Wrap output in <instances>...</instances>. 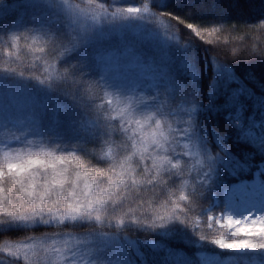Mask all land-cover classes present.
<instances>
[{
    "label": "rangeland",
    "instance_id": "rangeland-1",
    "mask_svg": "<svg viewBox=\"0 0 264 264\" xmlns=\"http://www.w3.org/2000/svg\"><path fill=\"white\" fill-rule=\"evenodd\" d=\"M200 5V1L192 0H144L141 4L132 0H21L0 11V166L6 170L9 159L45 153L75 154L76 161L82 165L80 170L91 171L81 160L83 145L74 138L75 124L66 114L59 115L52 103H42L33 84L24 75L28 63L47 67L55 53L57 39L69 35L72 48H67L73 51L65 55L61 67L66 76L52 67H47L46 71L37 69L44 78L45 88L64 90L63 82L58 81L65 79L72 85L68 88L71 97L78 102L90 105L89 95L98 97V103L107 109L128 138V158L142 166L145 176L152 178L149 181L159 182L168 176L177 178L179 184L178 204L173 209L157 205L149 212L151 222L147 219L148 225H140L151 228L131 230L134 224L125 223L118 226L119 232L105 234L104 238L100 233L89 235L83 230L99 220L96 211L63 221L59 220L61 213L55 217L43 214L30 220L0 216L2 222L17 225L60 227L39 237L8 242L2 248L4 253L28 264H159L158 260L168 264H264V247H224L217 242L224 239L226 243H232L246 238L240 229L262 226L256 223L264 221V196L260 200L257 192L261 182L258 173L253 180L206 194L203 209L196 211L179 233L181 245L188 247L190 254L177 249L167 250L164 245L157 246L151 241L158 228L169 230L180 223L177 216L191 200V185L198 177L205 155L193 129L198 105L189 95L188 88L177 83L174 76L172 79L168 76L170 71L178 73L179 67H185L183 60L180 64L185 53L190 59L194 57L192 67H196V53L178 31L175 19L179 18L168 10L174 9L181 12L182 17H188L197 13V9L202 8ZM124 33L144 37L143 48L116 46L105 40L94 49L89 62L87 57L80 59L79 50L84 45H91L93 38ZM63 92L68 94L67 90ZM137 121L141 123L137 124ZM156 124L161 126L157 128ZM104 153L115 177L110 181L105 179L106 183L96 176L89 180L96 193L102 190L105 194L109 187L115 189L110 194L111 200L98 211L106 218L99 224L112 226L108 217L120 219L129 211V207H117V197L125 194L121 189L125 184L121 171L125 168H114L116 156L108 148ZM69 173L74 178L71 166ZM37 180L39 182V177ZM13 183L7 181L3 186L9 200L16 203L19 197L13 198L17 191ZM83 187L81 182L79 189ZM250 188L252 193L247 196ZM166 192L170 190L166 189ZM185 195L187 200L182 198ZM68 202L64 200L65 204ZM229 218L244 223L229 224ZM180 225L176 226L177 232ZM95 238L101 240L93 245L91 240ZM140 243L147 247L146 252L141 250ZM99 245L100 251H96ZM13 248H19L17 255L12 254Z\"/></svg>",
    "mask_w": 264,
    "mask_h": 264
},
{
    "label": "trees",
    "instance_id": "trees-1",
    "mask_svg": "<svg viewBox=\"0 0 264 264\" xmlns=\"http://www.w3.org/2000/svg\"><path fill=\"white\" fill-rule=\"evenodd\" d=\"M20 1L0 0V11ZM132 1L139 4L144 2V0ZM192 1L196 3L200 1L202 7L192 16L182 17L183 14L177 13L174 9L168 11L179 18L175 19L178 31L188 47L196 53V67H192L194 57L190 59L185 53L180 59V64L183 60L185 67H179L178 73L176 71L173 74L170 71L168 76L171 79L174 76L177 83L183 85V88H188L189 95L198 105L193 129L205 155L198 177L191 185L189 195L191 200L177 216L180 223L169 230H160L157 227L158 230L154 232L155 239H151L157 246L164 245L167 250L184 251L186 255L191 251L181 245L179 233L181 228L187 225L190 217L196 211L203 209L206 204V194H215L226 186L253 180L258 173L261 178L257 190L258 198L261 200L264 196V55H261L264 50V27L260 26L264 23V0ZM154 6L158 8L157 5ZM214 28L220 29V32H211L210 30ZM93 39L91 45H84L79 50L80 59L84 60L87 57L89 62L93 57L94 49L105 40L106 43L116 46L132 45L140 49L146 43L144 37L132 33L110 34L107 37ZM209 40L212 43H208ZM71 41L69 35L59 37L55 53L48 61L47 67L62 73V76H66L61 71L65 55L73 51L69 50L72 48L69 45ZM14 65L20 67L19 64ZM47 67L28 63L27 74L24 75L33 84L36 95L42 103L46 105L52 103L59 115L66 114L75 124L74 138L83 145L80 151L83 165L92 172L106 174L96 176L98 180L104 183H106L105 179L110 181V178L115 177V171L113 174L109 169L110 160L104 153L108 148L116 156L114 168L117 166L125 168L121 171V176L125 178V184L121 189L125 194L117 197V207H129L128 213L120 216V219L108 217L112 226L99 224L106 220L104 215H100L97 222L85 226L83 230L89 235L100 233V237L104 238L105 234L119 232L118 226L125 223L134 224L131 230L151 228L140 226L144 223L148 225L147 219L151 222L149 212H153L157 205V207L162 205L173 209L175 204H178L176 202V199L179 200L178 179L166 176L167 178L160 179L159 182L149 181L142 166L128 158V138L122 127L111 119L107 109L98 103V97L90 94L89 98L92 102L90 105L78 102L76 98L71 97L72 93L68 88L72 85L65 79L58 82H63L62 87L68 91V94L62 89L57 91L46 89L44 78L42 79L41 74H38L37 69L43 68L46 71ZM166 189L170 192H166ZM251 193L250 188L246 195L249 196ZM178 225L180 230L177 232ZM58 229L60 227L55 225L25 226L8 221L1 222L0 264H28L24 260L4 253L2 248L6 243L39 237ZM100 240L95 238L91 243L95 245ZM141 240L145 241L144 238ZM140 245L141 250L146 252L147 247L141 243ZM99 247L100 245L95 250L100 251ZM158 263L168 264L161 260H158Z\"/></svg>",
    "mask_w": 264,
    "mask_h": 264
},
{
    "label": "snow or ice",
    "instance_id": "snow-or-ice-1",
    "mask_svg": "<svg viewBox=\"0 0 264 264\" xmlns=\"http://www.w3.org/2000/svg\"><path fill=\"white\" fill-rule=\"evenodd\" d=\"M129 11H138V9H129ZM260 26L264 27V23L260 24ZM210 31L219 33L220 29L214 28L211 29ZM199 35L201 37L200 32ZM207 42L212 43L211 40ZM261 55H264V50H262ZM136 123L140 124L141 121H137ZM160 126H161L160 124H156L157 128H159ZM45 157L48 160V165L53 167L52 173L47 177L45 181L46 187L47 185H51L50 188H47V191L51 193L52 189H58L59 190L58 194L63 195L66 185L71 183L73 186L72 188L67 189L68 199L66 200H69L70 202L66 204L64 203V206L67 209V211L65 215L59 217V220L63 221L69 217L75 219L81 213L94 212L97 209L103 207L106 204V202L111 200L112 197L110 195H105L102 190L99 193L94 192L92 182L89 180V177L105 176L106 174L103 172L81 171L80 169L82 168V165L76 161L75 154H70L68 156H56L53 155L52 153H45L43 155H38L34 157L29 156L23 159H28V158L44 159ZM20 159L22 158H16L15 160L9 159L6 168L10 163L17 162ZM169 163L171 164L172 161L169 160ZM61 165H63V167H61ZM70 166L74 171V178L69 175ZM0 169H5V167L0 166ZM29 175H31V173H29ZM4 179L5 177H0V192L3 193V196H0V216H2L3 218L5 215L14 216L22 220H30L33 217H40L43 215V214H37V212L35 211H32L30 213L25 212L24 210H22L19 204L13 205V203L9 200L8 196L5 194L7 190L3 186ZM148 179L151 180L152 179L151 176H149ZM14 182L22 184L23 181L20 180ZM81 182L84 185L83 189H79V185ZM120 183L123 184L124 181L121 180ZM32 187L34 189L35 182L33 183ZM114 190L115 189L113 187L108 188V191L110 193H112ZM22 191H26V190L22 189ZM182 198L184 200L188 199L186 195L183 196ZM59 204H60L59 200L50 201L49 207L55 208ZM42 205H43V201L41 200L40 202H38L37 208L41 207ZM96 212H97L96 218L100 219V215L98 214V211ZM3 218L0 219V222L3 221ZM228 223L229 224L236 223L237 225H239L244 223V221H233L232 219L229 218ZM256 223H261L262 226L259 228L252 227L250 230L247 228L240 229L241 232L245 233L246 238L235 240L232 243H226L224 239H220L217 242L224 247H264V221H257ZM235 234L239 235V233H235ZM257 239L259 240V243H257ZM11 251L13 255H17L19 248H13ZM25 258L28 259L27 256Z\"/></svg>",
    "mask_w": 264,
    "mask_h": 264
},
{
    "label": "clouds",
    "instance_id": "clouds-1",
    "mask_svg": "<svg viewBox=\"0 0 264 264\" xmlns=\"http://www.w3.org/2000/svg\"><path fill=\"white\" fill-rule=\"evenodd\" d=\"M61 167H63V165H61ZM52 171L53 167L48 165L46 157L44 159L22 158L17 162L10 163L6 170L0 169V177H5L3 184L7 181H23L22 184L17 182L13 183V186L17 188L13 198L15 199V197H19V200L16 203H13V205L19 204L22 210L29 213L35 211L37 214H50L54 217L57 213H61L62 216L65 215L67 211L64 206V200L68 199L67 189L72 188L73 186L69 183L67 188H65L63 195L58 194V189H52V192L49 193L47 188H50L51 185H47L46 187L45 181ZM29 173H31V175H29ZM37 177H39V182H37ZM34 182L35 187L33 189L32 185ZM22 189H25L26 191H22ZM9 191L11 190L9 189ZM21 191L23 192L22 196ZM110 194L111 193L107 189L105 195ZM0 196H3L2 192H0ZM41 200L43 201V205L37 208V204ZM54 200H59L60 204L55 208H50L49 202ZM96 211H99V209Z\"/></svg>",
    "mask_w": 264,
    "mask_h": 264
},
{
    "label": "bare ground",
    "instance_id": "bare-ground-1",
    "mask_svg": "<svg viewBox=\"0 0 264 264\" xmlns=\"http://www.w3.org/2000/svg\"><path fill=\"white\" fill-rule=\"evenodd\" d=\"M262 255H264V253H262ZM249 264H254L253 262L249 263Z\"/></svg>",
    "mask_w": 264,
    "mask_h": 264
}]
</instances>
